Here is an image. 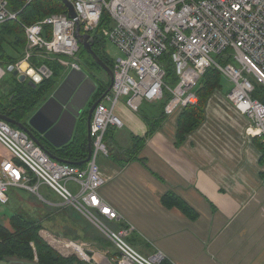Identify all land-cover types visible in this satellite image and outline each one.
<instances>
[{"label":"built area","instance_id":"2783aa9c","mask_svg":"<svg viewBox=\"0 0 264 264\" xmlns=\"http://www.w3.org/2000/svg\"><path fill=\"white\" fill-rule=\"evenodd\" d=\"M68 1L75 19L67 11L30 24L20 22L26 35L25 61L42 79L53 74L45 62L81 70L77 59L83 47L78 32L94 41L97 35L119 50V57L113 59L112 88L92 116V157L85 168L61 163L24 131L0 120V143L11 155L0 165V204L9 203L12 187L39 195L40 187L45 185L63 205L92 222L114 245L116 253L105 264H163L162 252L143 255L126 240L128 228L114 230L107 223L123 219L99 193L106 181L98 159L109 154L107 130L123 127L114 113L115 106L125 97L127 106L136 113L144 102L163 103L166 116L181 113L199 102L204 74L213 69L231 82L227 98L250 121L248 136L264 143V105L252 98L255 82L264 86V0ZM10 5L9 0H0V25L19 23L20 12H13ZM103 20L106 25L101 27ZM42 60L40 69L32 67V61ZM171 65L175 80L168 79L166 69ZM4 74L0 65V80ZM104 101L110 102V107ZM39 235L64 259L103 264L95 258L91 244L46 228Z\"/></svg>","mask_w":264,"mask_h":264},{"label":"crops","instance_id":"0c3cea01","mask_svg":"<svg viewBox=\"0 0 264 264\" xmlns=\"http://www.w3.org/2000/svg\"><path fill=\"white\" fill-rule=\"evenodd\" d=\"M4 88L0 85L1 91ZM230 91H223L222 83L213 91L205 103L203 122L179 147L177 127L184 110L172 116L160 107L136 113L125 97L115 106L123 128L117 129L115 143L107 142L109 156L98 159L106 180L99 193L123 217L109 226L128 228L126 240L143 255L162 252L167 264H264L263 152L247 134L250 121L228 100ZM162 118L139 155L126 157L131 139L146 135L148 120ZM10 158L0 143V165ZM124 160L129 162L122 167ZM168 192L187 202L198 217L191 219L175 207L164 206L162 197ZM8 195L9 203L0 204V226L11 229L16 211ZM79 235L94 248L99 263L115 255L113 244L98 234L80 231ZM0 264H39V260L5 257Z\"/></svg>","mask_w":264,"mask_h":264},{"label":"trees","instance_id":"16d2710c","mask_svg":"<svg viewBox=\"0 0 264 264\" xmlns=\"http://www.w3.org/2000/svg\"><path fill=\"white\" fill-rule=\"evenodd\" d=\"M9 2L10 4L14 5L13 11L18 8L15 12L20 13L18 16L19 23L16 21H9L0 25V65H2V67H6L4 68L6 70L8 67L16 65L12 59V49L21 47L22 44L24 45V43L26 44L24 41L25 38L22 37L19 31V28H22L20 22L24 24H30L37 22L38 20L43 19L44 17L51 14H59L66 11L64 4L59 0H33L30 3H27L24 0H9ZM104 20L101 24V27L106 25ZM104 43L105 40L96 35L94 50L105 64L113 68V60L104 53L103 49L98 48L99 45L103 46ZM46 63H48V66L52 70L53 74L58 73V70L64 73L65 69L61 68L59 65H57V63ZM92 65L107 76V74L97 64H95L93 60ZM166 71L168 79L175 80V74L172 65L168 66ZM52 78L44 80L42 79L41 82L35 85L31 83V78L30 81L25 80V82L21 83L18 78L13 76L12 79H14V86H11L7 94L8 99L5 100V98H3L0 100V114L7 115L16 121L26 123L32 114L37 110L36 106L38 104L41 106L50 97L49 93L52 91L54 84ZM202 82L203 85H201L198 90L199 102L196 105L185 108L178 120L176 135V145L178 147L181 146L185 141L186 136L197 129L203 122L206 100L215 89L221 88L222 75L216 70L209 69L205 72ZM107 88H98L95 96L93 97L92 103L101 98ZM1 96L2 95H0V98ZM252 98L264 104V86L255 82ZM163 105V103L159 105L160 109H163ZM87 119L88 109L85 110L78 119L72 141L62 148H54L47 141L40 138L44 150L58 159L68 161L71 165L85 168V160L88 156ZM162 122L163 118L154 121L148 120V131L146 135L144 137H133L131 139L132 147L126 150L128 153L126 157L129 156L128 158L130 159L137 157L140 149L144 147L146 141L151 136H153ZM116 132L117 129L115 127H109L105 140L108 143H115L114 138ZM257 140L261 141L260 139ZM258 144L263 152L262 162H264V143L260 144L258 142ZM123 162L127 163L129 160H124ZM31 176H33V174H31ZM35 182L36 180L33 178L32 183L34 184ZM162 203L167 208L175 207L180 209L187 217L191 219H196L198 217L196 211L187 202H185L173 192L166 193L162 197ZM70 210L72 211L71 208ZM10 223L11 229L0 226V260H3L5 257H17L31 261L37 257L39 264H81L75 258L64 259L57 255L40 237L39 231L41 226H37L34 222L16 214L11 217ZM74 225L76 227V224ZM89 226V229L81 230V232H85V235H87V233L90 234V232L96 234V232H94L96 229H94L93 226L91 227V225ZM97 234V237L103 239L102 236L104 235H102L100 232ZM79 237L82 238L81 236ZM106 242L112 244L109 240H107V238L105 240V243ZM163 264L167 263L163 262Z\"/></svg>","mask_w":264,"mask_h":264},{"label":"water","instance_id":"95a60500","mask_svg":"<svg viewBox=\"0 0 264 264\" xmlns=\"http://www.w3.org/2000/svg\"><path fill=\"white\" fill-rule=\"evenodd\" d=\"M61 1L68 11V16L76 18V13L72 4L68 0ZM82 37V47L90 55L95 64H97L108 76L110 85L107 90L97 101L92 103L88 110L87 119V139H88V156L85 163H88L92 157L93 145L90 131V125L93 113L106 96L113 85L114 72L113 69L105 64L94 50L95 41L89 35ZM27 67L26 70L23 67ZM14 77H17L20 82H24L27 77L32 78L33 84L42 81L39 73H36L26 61H23L19 69L10 66L7 69ZM98 90V83L87 75L84 70H71L58 88L50 95V97L32 114L27 123H22L10 118L7 115L0 114V120L24 131L37 145L42 147L40 138L46 140L54 148H62L68 145L74 136L78 119L85 111V108L91 103L92 97ZM48 153V152H47ZM51 158L65 164H70L68 161L58 159L48 153Z\"/></svg>","mask_w":264,"mask_h":264},{"label":"rangeland","instance_id":"374dc122","mask_svg":"<svg viewBox=\"0 0 264 264\" xmlns=\"http://www.w3.org/2000/svg\"><path fill=\"white\" fill-rule=\"evenodd\" d=\"M10 6L12 7V8L10 7V9L13 11L14 5L11 4ZM17 9H15V11H17ZM15 11H13V12H15ZM66 12H67V9L63 13H66ZM19 31H20V34L22 35V37L25 38L24 41L26 42V35H25L24 29L19 28ZM26 45L27 44L24 43V45L22 44L21 47H17L15 49H12V54H13L12 59L14 61V64L20 66L21 63L23 61H25V59H26V57H25L26 56V54H25L26 53ZM98 48L103 49L104 53L110 59H116L120 55L119 50L109 41H106L103 46L99 45ZM84 51L85 50L82 48V50L79 54V58L77 60L80 62L81 66L83 67V69L87 73V75L92 77L94 79V81H96L98 83V88H100V87L107 88V86L110 82L108 77L103 72H100L95 66L92 65V60L90 58V55L86 51L85 52ZM68 60H70V59H68ZM31 63L33 65L32 67H34V68L37 67L36 69H40L43 66L44 61L43 62L32 61ZM49 63H54V62H49ZM57 65H59L61 68H64L59 63H57ZM234 65H237V64L235 63ZM3 68H6V67H3ZM64 69H63L64 73H62L60 70H58V73L52 74L53 76H51V78L53 77L52 80H53L54 84H53L52 91L49 93L50 95H52V93L56 90V88H58V86L66 78L68 72H70V71H68V69L66 67ZM4 70H5V74L2 77V80L0 81V85L5 86L6 88H4L3 91L0 90V95H2L0 100H2L3 98H5V100H7L8 99L7 94L9 92L11 86L12 87L14 86V79H12L13 78L12 73H10L8 71L6 72V69H4ZM249 77H251V79H253V77L251 75H249ZM26 80L30 81V77H27ZM21 83H23V82H21ZM221 83H222L223 91L228 92L229 90H231L232 84L228 79L222 77ZM201 85H203V82ZM104 103L106 106L110 107V102L104 101ZM39 105L40 104H38L36 107L39 108L40 107ZM154 107L157 110L159 108V106L157 104H150V103L144 102L143 107L141 106L140 111H141V113L149 112ZM251 139H254V140L262 143L261 141L257 140L258 138H256V137H251ZM130 147H132V141H131V144L128 147V149ZM128 149H126V150H128ZM137 155H139V153ZM123 163H124L123 161L120 163L122 165V167L125 165ZM13 188L14 187L10 188L8 194L11 195V199H12L11 203L13 205V210L16 211L14 214L23 216L27 220L34 222L37 226H41L40 231L43 230L44 228H46V229L48 228L55 233L61 234L63 236L67 235L71 239H74V240L80 241V242L81 241L83 242V240L79 237V236H81V235H79V232L81 230L89 229L90 228L89 225H91V227L93 226V228L96 229V230H94V232H96V234L98 232H100V230L97 226H95L89 220L85 219L82 215L78 214L71 206L63 205L61 202V199L54 192H52L46 188H42L39 191V195H38L34 192L22 191V190L13 189ZM75 193H76V191H75ZM69 207L72 209L73 212L70 210ZM107 223L109 224V222H107ZM107 223H105V224H107ZM74 224H76V227ZM40 231H39V234H40ZM67 236H65V237H67ZM105 237L102 236V238L106 240ZM83 238H84V234H83Z\"/></svg>","mask_w":264,"mask_h":264},{"label":"bare ground","instance_id":"6f19581e","mask_svg":"<svg viewBox=\"0 0 264 264\" xmlns=\"http://www.w3.org/2000/svg\"><path fill=\"white\" fill-rule=\"evenodd\" d=\"M10 7H11V6H10ZM11 8H12V7H11ZM25 54H26V53H25ZM24 56H25V55H24ZM25 57H26V56H25ZM25 57H24V58H25ZM43 61H45V60H43ZM43 61H41V62H43ZM45 63H46V62H45ZM36 64H37V63H36ZM36 64H35V65H36ZM38 64H39V63H38ZM46 64L48 65V63H46ZM40 65H41V64H40ZM1 66H2V65H1ZM35 67H36V66H35ZM36 68H37V67H36ZM23 69L26 70L27 67L25 66V67H23ZM81 70H82V69H81ZM68 71H69V70H68ZM68 73H69V72H68ZM3 76H4V75H3ZM43 80H44V79H43ZM56 89H57V88H56ZM105 139H106V138H105ZM106 143H107V141H106ZM109 152H110V149H109ZM108 155H109V154H108ZM102 223H103V222H102ZM103 224H104V223H103ZM111 228H112V227H111Z\"/></svg>","mask_w":264,"mask_h":264},{"label":"flooded vegetation","instance_id":"af4514ba","mask_svg":"<svg viewBox=\"0 0 264 264\" xmlns=\"http://www.w3.org/2000/svg\"><path fill=\"white\" fill-rule=\"evenodd\" d=\"M109 81H110V80H109ZM109 85H110V82H109ZM109 85H108V86H109ZM96 92H97V91H96ZM95 94H96V93H95ZM95 94H94V96H95ZM94 96H93V97H94ZM93 97H92L91 103H92V101H93ZM91 103L88 104V106L85 108V110H87V109L89 110V109L91 108V107H90V104H91ZM26 123H27V122H26ZM92 145H93V144H92ZM47 229H48V228H47ZM49 230H50V229H49Z\"/></svg>","mask_w":264,"mask_h":264}]
</instances>
